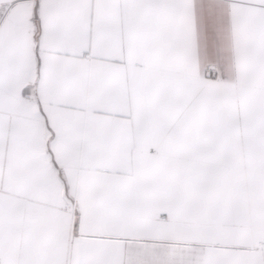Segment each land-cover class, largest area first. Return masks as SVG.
Masks as SVG:
<instances>
[{
  "label": "snow or ice",
  "instance_id": "obj_1",
  "mask_svg": "<svg viewBox=\"0 0 264 264\" xmlns=\"http://www.w3.org/2000/svg\"><path fill=\"white\" fill-rule=\"evenodd\" d=\"M0 264H264V0H0Z\"/></svg>",
  "mask_w": 264,
  "mask_h": 264
}]
</instances>
